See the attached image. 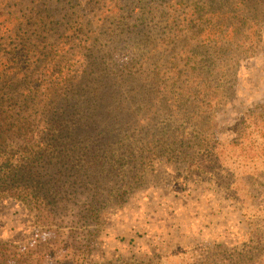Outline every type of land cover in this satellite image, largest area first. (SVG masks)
Masks as SVG:
<instances>
[{
    "label": "trees",
    "instance_id": "1",
    "mask_svg": "<svg viewBox=\"0 0 264 264\" xmlns=\"http://www.w3.org/2000/svg\"><path fill=\"white\" fill-rule=\"evenodd\" d=\"M25 1L7 2L18 10L3 12L0 22V202L24 205L40 232L25 245L0 238V264H98L91 258V227L143 183L148 162L165 157L203 168L204 156L198 155L208 144L179 137L170 122L153 123L159 112L172 113L183 100L164 93L163 57L146 26L149 11H140L142 0H132L135 11L125 17L129 23L138 16L137 23L122 20L124 39L117 43L120 49L126 41L132 45L123 57L118 47L100 50L103 27L76 17L73 0H30L32 6ZM198 3L190 15L200 26ZM204 6L213 10L208 39L215 41L229 17L215 0ZM7 41L13 43L10 50ZM145 47L148 55L141 51ZM146 59L152 72L141 79L136 73ZM171 64L168 70L175 71ZM193 88L186 84L181 94ZM247 120L262 127L264 103Z\"/></svg>",
    "mask_w": 264,
    "mask_h": 264
},
{
    "label": "rangeland",
    "instance_id": "2",
    "mask_svg": "<svg viewBox=\"0 0 264 264\" xmlns=\"http://www.w3.org/2000/svg\"><path fill=\"white\" fill-rule=\"evenodd\" d=\"M73 1L76 17L103 27L100 50L118 47L121 57L129 52L132 45L126 41L120 49L117 41L124 39L122 20L128 23L127 13L135 11L132 0ZM173 1L142 0L140 10L149 11L146 26L159 43L164 93L183 100L172 113L159 112L153 123H172L179 137L203 138L208 144L198 155L204 156L203 168L183 159L153 157L143 183L91 227V258L98 264H264V125L243 123L264 103L263 0H215L229 17L221 36L214 38L217 43L208 39L213 10L204 5L211 0H199L196 7L203 13L200 26L190 15L196 0H185L176 13L170 7L183 0ZM7 2L0 0V22L3 12L18 10L14 3L6 7ZM137 17L129 23H137ZM7 43L12 49L13 43ZM141 51L148 55L146 47ZM171 62L175 71L168 70ZM149 63L146 59L136 73L141 79L152 72ZM186 84L194 88L183 96ZM37 232L24 205L0 202L2 240L25 245Z\"/></svg>",
    "mask_w": 264,
    "mask_h": 264
}]
</instances>
